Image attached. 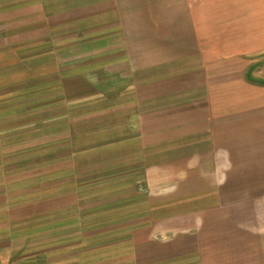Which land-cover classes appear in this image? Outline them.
<instances>
[{"label":"crops","instance_id":"0c3cea01","mask_svg":"<svg viewBox=\"0 0 264 264\" xmlns=\"http://www.w3.org/2000/svg\"><path fill=\"white\" fill-rule=\"evenodd\" d=\"M0 264H264V0H0Z\"/></svg>","mask_w":264,"mask_h":264}]
</instances>
